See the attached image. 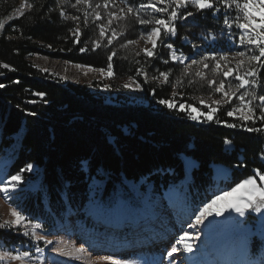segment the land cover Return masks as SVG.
I'll list each match as a JSON object with an SVG mask.
<instances>
[{"label": "trees", "instance_id": "obj_1", "mask_svg": "<svg viewBox=\"0 0 264 264\" xmlns=\"http://www.w3.org/2000/svg\"><path fill=\"white\" fill-rule=\"evenodd\" d=\"M21 1L0 0V24ZM24 1L30 10L0 30V157L11 152L10 178L19 174L27 181L16 195L18 207L29 218L46 223L84 211L94 181H104L102 197L119 190L123 181L147 184L151 194L159 196L181 185L192 205L202 208L216 191H230L245 179L264 174V120L240 124L221 115L217 122L197 124L164 107L118 108L87 86L66 84L40 70L30 56L43 53L99 69L111 64L117 79L135 77L137 72L130 56L96 48L103 41L89 22L71 19L70 12L68 17L61 15L71 0ZM189 12L196 15L190 34L187 25L175 24L176 36L164 33L166 39L159 41L160 55L169 50L168 44L187 48L184 37L194 42L200 31H214L209 26L214 22L211 12ZM162 57L164 64L141 57L139 66L152 70L158 65L169 71L174 66L168 56ZM150 89L155 90L154 100L169 98L167 91ZM29 164L34 172H23ZM187 164L192 166L189 172ZM91 213L87 216L94 219L96 214ZM20 233L0 229L7 251L26 245ZM257 243L253 241L252 248L259 250Z\"/></svg>", "mask_w": 264, "mask_h": 264}, {"label": "rangeland", "instance_id": "obj_2", "mask_svg": "<svg viewBox=\"0 0 264 264\" xmlns=\"http://www.w3.org/2000/svg\"><path fill=\"white\" fill-rule=\"evenodd\" d=\"M71 1L73 2L71 5L62 9L63 15L68 17V12H70L72 17L77 16L89 22V27L94 29L98 40L103 41V45L96 48L130 56L137 70L136 75L117 79L112 66L113 74L109 75V67L101 72L99 68L55 59L43 53L30 56L29 61L40 70L66 84L87 86L96 97L118 108L132 105L164 107L179 114L185 120L197 124L217 122L221 115L240 124L258 122V118L242 120L240 111L233 116H228L227 112L234 107L240 108L241 102L238 96L246 91H255L258 96L264 95V67L252 62L251 66L256 68L257 75L246 78L250 82L254 80L255 83H250L246 88L240 89L236 97L232 98L231 103H226L222 93L216 92L215 88L223 79L225 91L234 90L239 84V81L234 79L236 73L234 72L231 77H223L224 61H221L222 70L220 72L214 71L215 61L211 59L206 61L208 68H204L201 64H192L193 60H203L205 56L209 58L216 56L219 59L227 54L229 57L227 67L235 69V65L240 60H245V65L239 70L240 74H243L245 68L249 67L248 62L246 57H235V53L243 51L246 55L258 54V49L254 45L245 46L239 43L242 31L236 26L237 21L234 19L239 13L232 8L226 9L223 0L215 3L214 9L198 10L191 4L178 9L181 16H186L191 9L197 11V14L211 12L214 22H211L209 26H213L214 31L206 29L200 31L194 42L190 37H184L182 44L187 48L173 46L176 55L180 57V60L175 61L171 58V49H167L162 55L159 51L157 52L159 41L166 39V35H163L165 32L162 30L157 47L152 49V45L147 40V33L156 25H141L134 13L127 12V8L131 6L139 12L141 19H168L170 11L175 7L174 4L169 8V13H156L151 8L140 9L139 7L142 3H153L155 0H123V2L122 0H110V2L109 0H89L91 6L81 4L76 7L72 6L76 0ZM106 2H108V7L105 8L103 5ZM20 4V8L4 20L0 30L10 21L30 10L29 4L24 0ZM97 4L101 7H95ZM157 6L168 7L169 5L165 3L157 4ZM121 8L124 11H121ZM97 12L100 13L101 19L96 18ZM110 13H116L120 18L110 17ZM195 16L193 14L187 16L186 19L178 18L174 23L187 25L184 28L186 33L190 34L189 25L195 23ZM109 18L113 20L111 25L107 24ZM225 19L229 20L232 27L224 24ZM101 25L106 26L103 36L100 35ZM112 31L117 33L115 38L112 37ZM175 36L176 34L172 35V37ZM145 49H152L155 55L147 56ZM163 55L168 56L174 66L169 71L159 70L158 65L152 70L139 66L141 57L161 61L164 64ZM149 64L152 63L149 62ZM260 64H264V57L261 58ZM165 72L168 73L167 80L160 75ZM198 72L202 75L198 76L196 74ZM211 80H215L216 83L210 84ZM126 84L129 87H125ZM151 86L161 92L167 91L170 94L169 98L154 100L155 90L150 89ZM161 100L174 102L177 107L169 108L161 104ZM217 100L221 101L220 105L214 103ZM181 104L185 107L183 111L180 110ZM259 104V100L252 101V106L256 108L255 117L261 114ZM189 105L198 109L196 113H192L198 116L197 120L190 118ZM209 106L217 108V111L212 113V120L207 119V113L211 111ZM11 158L12 153L9 151L0 157V181L5 183L11 179L9 170L12 164ZM186 168L189 172L192 166L187 164ZM222 171L228 173V170ZM23 172L33 173L34 169H27ZM256 179L259 186H264V181L259 180L258 176ZM24 184H27V181L21 177L15 189L9 188L7 198L4 193L0 192V223L15 219L11 215L13 208L32 221V224L27 226L6 225L0 228L9 231L21 230L20 234L25 237L26 245L12 252L7 251L0 242V252H12L14 255L19 252H29L30 255L23 264H112V260L127 261L128 264H236L240 260L251 261V264L264 262V242H259L264 241V211L261 213L248 211L243 217L234 211H228L222 216H210L203 224L197 225L196 216L204 206L194 207L191 198L182 191L181 185L173 186L164 196H159L152 195L150 186L147 184L123 181L119 190H109L102 197L104 190L102 180V182L94 181L92 184L91 199L84 211H73L63 219L56 217L44 223L41 220L29 218L18 207L19 195L16 194L24 190L22 187ZM216 192L221 194L223 191ZM243 192L242 188L239 192L229 196L228 201H235ZM220 203L222 206L224 202ZM91 212L96 214L97 219L87 216L91 215ZM37 223L41 225L35 230L37 234L52 240V244H46L44 240L36 241L31 235H24L25 232L30 233L33 230L32 226ZM185 232L192 237L199 234L198 240L191 241L194 248L192 253L184 252L183 246L175 242ZM253 241L258 242L260 252H255L256 249L252 248ZM38 247L42 248L43 252L36 251ZM173 247L180 250L169 256L168 253ZM81 248L84 249L83 252L78 251ZM103 257H111L112 260H104ZM0 264H21V261L4 260L0 261Z\"/></svg>", "mask_w": 264, "mask_h": 264}, {"label": "snow or ice", "instance_id": "obj_3", "mask_svg": "<svg viewBox=\"0 0 264 264\" xmlns=\"http://www.w3.org/2000/svg\"><path fill=\"white\" fill-rule=\"evenodd\" d=\"M67 3L68 0H65ZM110 2V0H109ZM123 2V0H122ZM220 2V0H155L153 3L148 4H140V9H148L151 8L153 12L156 13H169V8L172 6V4L175 5L174 8L169 13L168 19H154V20H148V19H141L139 18V12L135 11L133 7L129 6L127 8L128 13H134L138 19V22L141 25H148V24H155V27L151 28V31L147 33V40L152 45V49H155L157 47V41L161 37V32H165L167 35H175L176 34V27H175V21L178 18H184L186 19L187 16H192V12H187L186 16H181L178 12V9L181 7H187L189 4L196 7L198 10H204V9H214L215 3ZM168 3V7H158L157 4H165ZM89 5L91 6L89 0H76L75 4L72 5L73 7H76V5ZM224 7L232 8L234 11L239 13L238 16L234 17V19L237 21L236 26L242 31V34L239 37V43L241 45L245 46H255L258 49V54H251L246 55L243 51H238L235 53V57H246V60L248 62L249 67H246L243 74H240V69L242 66L245 65V60H240L236 65L235 69L232 67H227V62L229 60V57L227 54L221 56L219 59H217L216 56H212L211 58L205 56L203 60H193L192 64H201L204 68H208L209 65L206 63L209 59L215 61V67L214 71L220 72L222 70L221 61L225 62V68L222 70V76L227 78L233 76L234 72L236 73L234 76V79L239 81V84L236 86L234 90L231 92L225 91V82L223 79L220 80L218 86L215 88V91L218 93H222L223 97L225 98L226 103H231V100L233 97H236L237 92L240 89H244L247 86L250 85V83L254 84L255 81H249L246 77L248 76H256L257 71L255 67H252V62H256L259 64L260 67H264V64H260L261 58L264 57V0H223ZM105 8L108 7V2H106L103 5ZM95 7L99 8L101 7L100 4L95 5ZM219 10V9H216ZM121 11H124L123 8H121ZM61 15H63V12H61ZM85 16H87V13H85ZM110 17H115L116 19H119L120 17L117 16L116 13H110ZM71 19L78 20L79 17L73 16L70 17ZM96 18L101 19L100 13H96ZM257 19L259 22L257 23ZM113 23L112 18H109L107 21L108 25H111ZM224 24L228 27H232V24L229 23V20L225 19ZM3 25L0 24V27ZM105 25L100 26V35H105L104 28ZM79 31V29H77ZM117 36V33L115 31H112V37L115 38ZM143 38V37H142ZM77 42L78 39H77ZM132 43V41H130ZM99 45L97 44V47ZM167 47L172 50V60H180V57L176 55V51L173 49L172 44H168ZM152 49H145V52L147 56L152 57L155 55L154 51ZM86 49H81V51H85ZM115 55V53H113ZM109 61H111L112 57H108ZM4 67H8V65H4ZM99 71L104 72V69H100ZM108 74L112 75L111 72V64H109ZM198 76H201L202 73L198 72L196 73ZM165 80L168 78V73H161ZM210 84H215V80L209 81ZM2 86V85H0ZM125 87H129V85H125ZM246 97H249V99H245ZM239 101L241 102L240 108H232L227 112L228 116H233L238 111L241 112L240 118L242 120L248 121V120H254V118H258L260 120H264V95H257L255 91L253 92H244L243 94L238 96ZM253 100H259L260 104L258 107L260 108L261 114L259 117H255V111L256 108L252 106ZM161 104H165L169 108H176L177 105L174 102L168 101V100H161ZM203 103V101H201ZM216 105H220L221 101L217 100L214 102ZM191 111L189 112V116L192 120H197L198 116L193 115L192 113H196L198 109L196 107H193L191 105L188 106ZM211 111L207 113V119L212 120L213 115L212 113L217 111V108L211 107ZM246 109V111H244ZM180 110H185V107L183 104L180 105ZM229 127H236L234 124H229ZM248 131H261V129L258 128H249ZM27 169L31 170L32 165H27ZM259 180L264 181V174L257 173ZM21 180V177L19 175L12 176L11 179L5 183L4 181H0V185H3L0 187V192L5 194V197L7 198L9 188L15 189L17 187L18 182ZM244 189V192L241 193V195L235 200V201H228V197L231 196L234 193H237L240 191V189ZM224 202L221 206L220 202ZM228 211H234L235 213L239 214V216L243 217L248 211L261 213L264 211V186H259L257 184L256 177H250L248 179H245L242 183H238L236 187L232 188L231 191H224L221 194L215 195L214 198H212L208 203L204 204V207L199 210V215L196 216V224L201 225L204 223L205 220H207L210 216H222L225 212ZM11 215L15 218L12 221H6L4 223H0V228L7 226H27L28 224H32V221L25 217L20 211L13 208L11 211ZM41 227L40 224H34L32 226L33 230L29 232H25L24 235H31L35 238L36 241L44 240L46 244H52L53 241L46 239L45 237L38 235L35 231L36 229H39ZM193 239L198 240L199 234L197 233L195 237H192L188 232H185L184 235L179 237L178 243L183 246V250L186 253H192L193 243L191 242ZM180 249L177 247H173L171 251L168 253L169 256H172L173 253H177ZM36 251L43 252L42 248H37ZM79 252H83L84 249H78ZM30 255L29 252H19L17 254H13L12 252H0V261L4 260H17L21 261V264L25 261L26 258H28ZM104 260H112L111 257H103ZM112 264H128L127 261H121V260H112ZM236 264H251V261H244L240 260L236 262ZM264 264V262H262Z\"/></svg>", "mask_w": 264, "mask_h": 264}, {"label": "bare ground", "instance_id": "obj_4", "mask_svg": "<svg viewBox=\"0 0 264 264\" xmlns=\"http://www.w3.org/2000/svg\"><path fill=\"white\" fill-rule=\"evenodd\" d=\"M109 224H110V223H109ZM175 242H177V243H178V239H177ZM164 246H167V245H164Z\"/></svg>", "mask_w": 264, "mask_h": 264}]
</instances>
